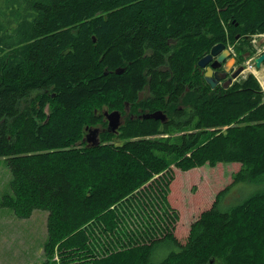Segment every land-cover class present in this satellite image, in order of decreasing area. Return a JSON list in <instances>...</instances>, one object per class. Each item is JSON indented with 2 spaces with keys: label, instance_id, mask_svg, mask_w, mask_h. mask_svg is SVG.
Returning a JSON list of instances; mask_svg holds the SVG:
<instances>
[{
  "label": "trees",
  "instance_id": "16d2710c",
  "mask_svg": "<svg viewBox=\"0 0 264 264\" xmlns=\"http://www.w3.org/2000/svg\"><path fill=\"white\" fill-rule=\"evenodd\" d=\"M261 33L264 0L0 8V157L11 175L0 206L19 218L47 211L46 264H264V186L224 206L236 183L264 182V90L251 72L211 87L197 64L217 43L232 44L241 63ZM145 84L150 96L137 101ZM120 98L139 116L83 143L101 104ZM156 110L166 122L141 116ZM222 162L239 167L211 199L201 172L189 175L199 198L185 225L175 169ZM124 206L135 228L122 227ZM160 243L170 248L154 260Z\"/></svg>",
  "mask_w": 264,
  "mask_h": 264
},
{
  "label": "rangeland",
  "instance_id": "374dc122",
  "mask_svg": "<svg viewBox=\"0 0 264 264\" xmlns=\"http://www.w3.org/2000/svg\"><path fill=\"white\" fill-rule=\"evenodd\" d=\"M9 3L10 0H0V8L4 12H6L7 5H9ZM262 35H253L251 40V43H253L254 45L253 54L248 58L245 57L246 59L241 62V64H243L244 66H246L247 63H251V61H249L250 59L253 60L256 56L264 51V36ZM258 42H260L259 45ZM227 47L232 51V56H230L228 60H231L233 57H237L234 46L232 44H228ZM255 70L256 71L246 69L236 79L243 78L249 72H251L256 77L262 89L264 90V62L262 63L260 68L255 67ZM106 108V104H101L99 108L100 112H98L102 114L103 110ZM84 133L83 137L85 136ZM238 167L239 163L236 162H222L217 164L215 167L204 164L203 166L196 167L187 171H182L176 168L175 170L178 171L176 179H178L175 183V188L176 190L178 189V191L180 190L181 192L182 213L184 217H180L179 222H181L182 218L186 223L185 225L188 226L191 220H193L196 216L194 198H199L196 193L198 185L192 184L191 187L188 188V184L186 183L190 182L189 175L201 172L204 180L206 181V185H201V190L205 193L206 189H209L211 193L209 199H211V197L215 195L217 190L221 189L231 182V174L236 171ZM10 178L11 175L9 168L4 158L0 157V199L2 195L11 193V188L9 185ZM198 179L199 178H197L196 180ZM263 186V181L236 183L226 195L224 206L227 207L231 204L241 201L249 194L255 192L256 190L262 189ZM200 207L201 206H198L197 211H199ZM124 210L125 211H119V213L121 212L122 215L128 213V216L125 217V222L122 223V227L125 228L126 224H131V226L129 227L135 228L134 225H136V223H134V225L132 224L133 216H129V213L132 211V209L128 210L127 207L124 206ZM132 215H135V212H133ZM2 218H4V222L0 223V264H46V256L43 247L46 241L47 211L42 209H35L32 211L29 217L19 218L14 215L10 208L0 206V222L3 221ZM155 219L157 218L155 217ZM145 221H147V218H145ZM150 221L151 224L154 223L151 217ZM147 225H150V223H146L145 226ZM143 227L144 226L141 224V227H139V229L141 230ZM3 231L5 236H1V233ZM169 248L170 246L167 247L165 243H160L155 254L153 255V259L160 260L161 258H163ZM54 258L58 262L57 256H55ZM48 264L55 263L50 260Z\"/></svg>",
  "mask_w": 264,
  "mask_h": 264
},
{
  "label": "water",
  "instance_id": "95a60500",
  "mask_svg": "<svg viewBox=\"0 0 264 264\" xmlns=\"http://www.w3.org/2000/svg\"><path fill=\"white\" fill-rule=\"evenodd\" d=\"M236 37H238V35ZM93 40L95 39L93 38ZM259 44L260 42H258V45ZM230 56H231V52L225 46V44L217 43L211 47L209 53H207L205 56H203L201 59L198 60L197 64L199 65V67H205L211 61L210 65L206 66V70L204 73L205 80L211 87H215L219 80L225 78L227 72L234 64L235 62L234 58H232L231 60L228 59L226 60V58H230ZM224 61L225 63L223 65V70H218V68L222 66V63ZM263 62H264V51L254 58V65L255 67L259 68ZM244 69L245 68L243 64L232 69L230 75L226 77L225 80L223 81L222 86L224 88L228 87L232 83V81L237 78L238 75L243 73ZM122 70L123 68H116L115 72L120 73ZM141 116L143 118H153L163 121L166 114L161 110H156L149 113H143ZM105 117L107 118L108 121V126H107L108 131H115L119 125L118 123L119 112L115 110L110 112H105ZM95 131H96L95 128H91L87 133L86 137H83V140L85 139L91 140L90 139L91 137L94 140V142L91 145H97L99 143V140L93 138L94 137L93 135H95L94 134Z\"/></svg>",
  "mask_w": 264,
  "mask_h": 264
},
{
  "label": "flooded vegetation",
  "instance_id": "af4514ba",
  "mask_svg": "<svg viewBox=\"0 0 264 264\" xmlns=\"http://www.w3.org/2000/svg\"><path fill=\"white\" fill-rule=\"evenodd\" d=\"M227 59L228 58H226V60ZM234 59H235V62L232 65V67L229 69V71L227 72L225 78L230 75L232 69H234L236 66H239L241 64V63L238 62L237 57H234ZM225 61L222 63V66L218 68V70H223V65H224ZM210 63H211V61L206 66L210 65ZM206 66L205 67H201V69H203V74L205 73ZM204 78H205V75H204ZM225 78H223L222 80H219L216 85L223 84V81L225 80ZM138 94L139 95H138L137 101H139L142 98H145L147 96H150V92H149V89H148L147 84H145L142 87V89L138 91ZM120 105H122V108H119ZM112 106L113 107L111 109L106 108V109L103 110L101 122H99L95 126H92V127L86 126L84 128L85 129L84 130V132H85L84 133L85 134L84 137H86L87 133L89 132V130L91 128H95L96 131L94 132L95 135H93L94 136L93 138L100 140V134H101V132H103L105 130H108L107 129L108 121H107V118L105 117V112H110V111H114V110L119 112V118H118V123H119L118 127H119L125 121V118L127 116H129L130 118H133L135 115H138L139 116V114L143 110L139 106L138 107H135L134 106V101L127 100V99H123V98L122 99L121 98L120 99H116V101L113 102ZM45 108L47 109V105H45ZM166 120H167V116H165V118L163 119L162 122H166ZM118 127L116 128V130L118 129ZM116 130L114 132H116ZM91 136H92V134H91ZM90 139L91 140H87V139L83 140V138H82V141H83V143H85L87 145H91L94 142V140L91 137H90Z\"/></svg>",
  "mask_w": 264,
  "mask_h": 264
},
{
  "label": "crops",
  "instance_id": "0c3cea01",
  "mask_svg": "<svg viewBox=\"0 0 264 264\" xmlns=\"http://www.w3.org/2000/svg\"><path fill=\"white\" fill-rule=\"evenodd\" d=\"M262 65V64H261ZM261 67V66H260ZM259 67V68H260ZM3 219V221H1L0 223H3L4 222V218H2ZM2 235L1 236H5V234H4V231L1 233Z\"/></svg>",
  "mask_w": 264,
  "mask_h": 264
},
{
  "label": "built area",
  "instance_id": "2783aa9c",
  "mask_svg": "<svg viewBox=\"0 0 264 264\" xmlns=\"http://www.w3.org/2000/svg\"><path fill=\"white\" fill-rule=\"evenodd\" d=\"M252 66H253V65H252L251 63H248V64H247V67H248L249 69L252 68Z\"/></svg>",
  "mask_w": 264,
  "mask_h": 264
}]
</instances>
